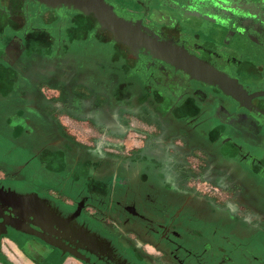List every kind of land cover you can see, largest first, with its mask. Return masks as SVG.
<instances>
[{"label":"flooded vegetation","instance_id":"1","mask_svg":"<svg viewBox=\"0 0 264 264\" xmlns=\"http://www.w3.org/2000/svg\"><path fill=\"white\" fill-rule=\"evenodd\" d=\"M105 1L237 81L242 93L225 95L113 43L91 15L0 0L2 118H14L15 143L54 146L43 161L47 172L74 168L64 190L37 182L34 172L0 177V244L8 240L32 264H183L170 253V239L187 247L183 239L195 236L186 224L202 208L210 222L221 216L235 231L250 223L264 238V0ZM63 119L105 132L116 150L90 151L64 134ZM183 172L189 181L208 182L228 204L221 209L196 189L177 186L174 195L183 200L160 225L148 214L160 211L148 200L149 173L170 187L167 179ZM78 179L83 187L73 194ZM235 242L217 262L251 264ZM200 247L208 256L214 251L208 242Z\"/></svg>","mask_w":264,"mask_h":264},{"label":"rangeland","instance_id":"2","mask_svg":"<svg viewBox=\"0 0 264 264\" xmlns=\"http://www.w3.org/2000/svg\"><path fill=\"white\" fill-rule=\"evenodd\" d=\"M3 110L4 106L0 104V177L21 175L29 176L32 172H34L36 173L35 179L37 182H45L49 186L60 190H64L63 188L65 186L69 187L67 186V181L70 175L69 172H72L74 168L71 165H68L67 170H65L64 173L62 172L58 175L47 172L43 166V161H46L49 157L48 155H46V151H54V146H51L48 141L39 146L33 147H24L15 143L12 140L15 137V132H13V126H11V124L14 125L15 123L14 118H11L9 122L5 121L2 118L5 116V112ZM63 122L65 124L64 134L70 137L72 140L80 143V145L87 147L88 149H90V151H95L97 149L102 155H109L114 150H116V148L110 147L109 144H106L109 141L110 137L106 135L105 132L95 131L91 129L90 126H86L83 122H79L80 126H78V124H68L69 122H67L66 119H63ZM66 124L69 126H67ZM64 134L62 130H60L59 137L62 138ZM104 141L105 145L103 144ZM131 142L132 141L129 139L128 144L130 145ZM97 143H101L102 146L96 147ZM120 149L121 148H118V150ZM42 156L43 158H41ZM91 157L88 156L89 159H92ZM99 158L100 156L97 157V161L100 160ZM70 164H72V162ZM171 165L173 169L177 166L174 163H172ZM57 169L59 170L60 168ZM188 169H190V165L187 162L186 168L184 167L183 171L186 172V170ZM91 171L92 170L90 168V172L87 171L85 176L89 175ZM185 172H183L181 176L176 175V177L174 176L168 178V185L170 187L167 186L165 180H163V182L160 179L156 180L154 177H151L153 175L149 173L151 177H149V182L153 186H148V188H146L152 189L148 191V194L151 196V198H148V200L151 199L154 202V208L158 210L160 209L162 213L160 211H148L150 212L148 214L151 218L156 219L155 221L157 223L159 222L160 225H165L167 223L173 211L176 210L178 205L183 200V198H181L180 196L174 195L173 190H175L174 188L177 186H182L183 188L188 187V190L196 189L200 197L212 201L221 209H224V207H226V205L228 204V198L222 195L220 192L211 194L210 191H208V188L211 189L208 182L198 181L196 183L193 180L189 181L186 179L187 177H189V174H186ZM83 182L84 181H82L81 179H78V183H80L79 186L73 191L70 190V192H73V194H77L79 192L78 190L83 187ZM156 183H161L160 186H158L159 188L157 187ZM199 185L201 187H199ZM153 189H155V191ZM169 199L170 202L167 203ZM133 200L137 203L138 201H141V199L139 198H133ZM139 209L142 210L143 208L139 207ZM142 213L147 217L145 211H143ZM183 213H185V210ZM188 214L191 213L188 212ZM207 214L208 210L206 208H202L197 211V214L194 213L191 215L190 221L186 224V227L189 229V231H192L194 233V236L198 239L195 237L184 238L183 240L185 241V245L188 248L183 246L178 240H176V238L174 239L170 236L171 252H169L172 253V256L174 258H179L180 262L184 261L183 264H222L218 263L216 259L219 258L223 253V248H229L232 242L233 244H236L235 241H241L239 251L242 252L245 257L251 261V264H264V238L262 236H259V232H254L255 230L252 224L243 223L240 225L242 228L238 231H235L233 227L225 225V222L221 216L216 215L210 222L207 219ZM243 227L245 231H243ZM138 231L140 235H143L144 227L140 226ZM228 241H230L229 244ZM242 241H247L249 244ZM205 242L211 243L214 249V251L210 253V256H208L209 253L201 252V243L203 244ZM3 243L4 241H2L1 245ZM168 250L169 247L166 249V251ZM165 260L167 261V263L173 262L169 257H165Z\"/></svg>","mask_w":264,"mask_h":264},{"label":"water","instance_id":"3","mask_svg":"<svg viewBox=\"0 0 264 264\" xmlns=\"http://www.w3.org/2000/svg\"><path fill=\"white\" fill-rule=\"evenodd\" d=\"M40 5L56 12L67 10L84 16H93L97 27L111 33L113 43H121L131 52L142 51L152 58L162 60L208 85L217 86L225 95L237 97L241 86L235 80L216 70L209 63L189 54L171 41H160L155 33L141 24L119 16L105 0H37ZM16 198L15 203H20ZM14 207V204L9 205ZM14 226V225H13ZM3 232L0 231V237Z\"/></svg>","mask_w":264,"mask_h":264},{"label":"crops","instance_id":"4","mask_svg":"<svg viewBox=\"0 0 264 264\" xmlns=\"http://www.w3.org/2000/svg\"><path fill=\"white\" fill-rule=\"evenodd\" d=\"M36 66H40L39 60H37ZM3 241L4 243L2 245L0 244V264H32L22 258V256L12 243L7 240Z\"/></svg>","mask_w":264,"mask_h":264},{"label":"bare ground","instance_id":"5","mask_svg":"<svg viewBox=\"0 0 264 264\" xmlns=\"http://www.w3.org/2000/svg\"><path fill=\"white\" fill-rule=\"evenodd\" d=\"M28 90V89H27ZM31 91V90H30Z\"/></svg>","mask_w":264,"mask_h":264}]
</instances>
